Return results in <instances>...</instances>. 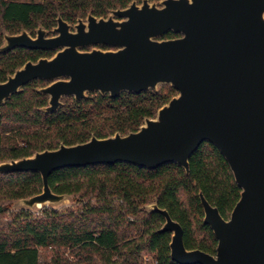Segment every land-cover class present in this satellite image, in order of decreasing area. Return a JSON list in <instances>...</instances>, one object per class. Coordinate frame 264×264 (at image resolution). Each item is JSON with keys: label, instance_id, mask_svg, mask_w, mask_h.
I'll return each mask as SVG.
<instances>
[{"label": "water", "instance_id": "water-1", "mask_svg": "<svg viewBox=\"0 0 264 264\" xmlns=\"http://www.w3.org/2000/svg\"><path fill=\"white\" fill-rule=\"evenodd\" d=\"M51 33L40 26L33 37L24 30L3 32L0 53H55L26 62L0 82V105L37 80L48 83L37 89L48 98L44 113L57 112L63 98L79 102L94 93L116 99L168 85L176 96L136 132L1 162L0 174L37 173L42 182L39 194L14 202L11 210H56L75 202L48 185L65 168L125 163L153 170L173 163L188 175L190 157L209 143L240 189L227 220L198 194L203 224L217 241L215 255L186 250L180 225L157 203L144 209L163 217L160 232L171 235L176 264H264V0H142L75 25L58 17ZM168 33L178 37L163 39Z\"/></svg>", "mask_w": 264, "mask_h": 264}, {"label": "trees", "instance_id": "trees-1", "mask_svg": "<svg viewBox=\"0 0 264 264\" xmlns=\"http://www.w3.org/2000/svg\"><path fill=\"white\" fill-rule=\"evenodd\" d=\"M141 1L0 0V46L3 32L16 35L24 30L33 37L40 26L51 36L58 17L72 25L89 14L105 18L111 10ZM176 37L168 33L163 39ZM52 56L53 52L26 49L0 53V82L26 62ZM46 85L34 81L0 105V163L91 137L136 132L145 118H154L176 96L168 85L139 95L123 93L116 99L94 93L79 102L63 98L57 112L44 113L48 98L37 89ZM48 185L52 193L82 203L81 209L58 213L42 208L41 217L18 210L13 219L2 222L11 204L39 194L42 182L37 173L0 174V264H42L41 250L52 251L53 260L47 264H68L60 254L65 251L80 258L78 264H144V253L153 255L155 264H176L170 259L171 235L160 232L163 217L144 209L151 203L180 225L186 250L215 255L217 241L203 224L198 194L226 220L240 194L224 158L209 143L201 144L190 157L188 175L173 163L153 170L116 163L65 168L53 173Z\"/></svg>", "mask_w": 264, "mask_h": 264}, {"label": "rangeland", "instance_id": "rangeland-1", "mask_svg": "<svg viewBox=\"0 0 264 264\" xmlns=\"http://www.w3.org/2000/svg\"><path fill=\"white\" fill-rule=\"evenodd\" d=\"M81 204L82 203H77V202H73V203L66 202L64 204L59 205L56 208V210L58 213H65V212H68L71 210L77 211V210L81 209V206H82ZM16 210H17L16 207L14 208V210H11V206H10V210L1 216L2 217L1 221L7 222V221L13 219V216H14L13 213ZM42 211L43 210H41V209H35L34 211H32V215H34L36 217H41ZM60 254H62L64 259H66L68 264H78V261L80 260V258H76L72 253H70V251H65L64 253L61 252ZM141 259H142L144 264H155V261L153 259V255L144 253V254H142ZM52 260H53L52 259V251H50V250H41L40 251V261L42 264H47V263L51 262Z\"/></svg>", "mask_w": 264, "mask_h": 264}, {"label": "flooded vegetation", "instance_id": "flooded-vegetation-1", "mask_svg": "<svg viewBox=\"0 0 264 264\" xmlns=\"http://www.w3.org/2000/svg\"><path fill=\"white\" fill-rule=\"evenodd\" d=\"M87 17V16H86ZM107 17V16H106ZM105 17V18H106ZM86 18H84V19H82L83 21L85 20ZM76 23H77V21H76ZM75 23V24H76ZM75 24H72V25H75ZM52 34V33H51ZM47 36H49L48 34H47ZM52 36V35H51ZM91 48H93V47H90V48H86V49H83L82 51H89ZM98 49H101V50H108V49H110V48H107V47H97ZM55 52H53V54H54Z\"/></svg>", "mask_w": 264, "mask_h": 264}]
</instances>
